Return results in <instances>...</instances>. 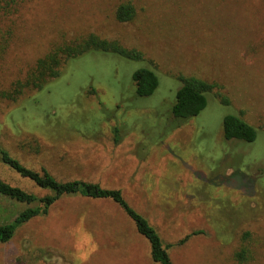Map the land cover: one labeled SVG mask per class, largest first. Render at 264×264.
<instances>
[{
	"label": "rangeland",
	"instance_id": "374dc122",
	"mask_svg": "<svg viewBox=\"0 0 264 264\" xmlns=\"http://www.w3.org/2000/svg\"><path fill=\"white\" fill-rule=\"evenodd\" d=\"M125 2L137 16L122 24ZM89 34L144 60L88 53L42 92L0 102L3 148L60 182L121 190L171 245L173 264H264V0H0V91L57 44ZM145 67L160 86L139 98L133 74ZM180 75L219 86L183 125L172 114ZM230 115L258 130L254 144L224 139ZM0 178L51 194L1 161ZM27 208L0 196V224ZM0 264L157 263L117 205L73 196L0 243Z\"/></svg>",
	"mask_w": 264,
	"mask_h": 264
},
{
	"label": "trees",
	"instance_id": "16d2710c",
	"mask_svg": "<svg viewBox=\"0 0 264 264\" xmlns=\"http://www.w3.org/2000/svg\"><path fill=\"white\" fill-rule=\"evenodd\" d=\"M115 16L119 23L126 24L134 21L137 11L131 2H125L117 7ZM92 52L112 54L129 61L144 60L142 52L136 49H127L118 41L102 39L95 34L77 37L73 40H64L62 44H57L49 53L39 58L24 78L16 80L8 89L0 91V102H15L27 92H42L52 81L61 76L62 69L66 65ZM133 81L139 98L153 96L160 86L155 71L147 67L137 70L133 74ZM178 81L182 83V87L177 91L176 104L172 109V114L174 119L183 125L198 117L206 109L209 101L207 96L218 90L219 86L196 77L187 78L182 75L178 76ZM219 96H221L222 104L229 105L227 98L221 94ZM119 132L120 130L116 128L115 134L119 135ZM223 135L226 141L241 142L244 146H246V143L254 144L260 136L258 130L240 116L232 115L225 117L223 120ZM0 161L22 178L33 182L38 188L51 192L50 195L38 198L36 195L28 193L20 187L13 186L0 178V196L28 206L11 222L0 224L1 244L13 240L19 229L30 221L48 215L50 209L63 197L80 196L96 201H111L117 205L133 222L138 234L148 241L153 262L173 264L169 253L171 245H165L157 229L143 214L128 203L121 190L108 189L96 183L78 180L60 182L46 169L37 172L29 168L3 148L1 130ZM35 204H37V207H32ZM198 234L200 233L188 236L179 245H183L192 236ZM246 253L247 251L242 249L237 256L240 260H243Z\"/></svg>",
	"mask_w": 264,
	"mask_h": 264
}]
</instances>
